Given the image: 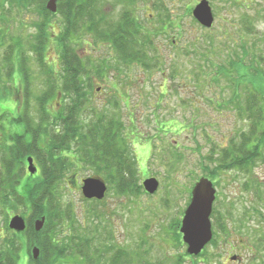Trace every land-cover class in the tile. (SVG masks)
Segmentation results:
<instances>
[{
    "label": "rangeland",
    "instance_id": "374dc122",
    "mask_svg": "<svg viewBox=\"0 0 264 264\" xmlns=\"http://www.w3.org/2000/svg\"><path fill=\"white\" fill-rule=\"evenodd\" d=\"M200 1H99L100 16H105L109 22L119 23L121 16L128 11L141 30L151 37L152 48H157L162 62L154 70L146 71L136 63L128 66L117 64L112 48L105 43H97L93 34L86 39L83 35L80 41L74 40L78 54L87 65L85 84L94 88L92 93L87 92L85 110L78 113L77 118L80 117V123L87 127L92 119V109L112 111V98H121L117 116L126 124L132 120L137 127L131 137L133 147L130 149L138 161L140 185L153 177L160 184L154 195L147 194L142 188L139 197H121L105 182L108 187L105 199L88 200L82 194V182L93 178L97 172L81 163L75 168V164L71 165L73 169L56 187L57 200L64 212L72 214L76 225L82 224L80 240L93 239L89 243L92 253L101 252V261L123 249L122 261L133 259V264H263L264 250L257 247L255 250L254 245L258 239H264V219H244L243 214L251 206L264 212V205L261 204L262 207L256 201L258 198L264 201V191L257 198L255 185L252 192L243 191V186L255 181L264 185V161L248 175L232 170L212 180L217 192L214 207L226 218L231 207L235 214V218L227 222V238L223 235L218 237L213 245H208L202 254L195 257L188 254V246L183 243L180 232L195 180L207 178L204 173L206 167L216 168L203 159L229 147L236 135L246 130L249 124L242 122L233 110L219 108L232 94L224 78L217 81L213 77L216 78L217 70L228 71L230 63H235L238 76L252 78L250 70L254 72L260 67L256 62L250 65L252 59L256 61L259 57L264 60V0H207L215 19L210 30L201 27L191 14L190 10ZM23 2L16 0L6 5L2 10L4 21L0 22V156L4 141L13 133L22 131L21 127L12 125V120L24 111V71L27 69L30 75L34 96L39 97L47 91L41 63L31 48L38 34V25L45 21L42 15L45 0H28L26 5ZM245 20L250 24H244ZM170 21L174 23L173 27L163 31V26ZM63 24L60 15L49 19L51 41L45 60L57 78L61 77L63 70L56 37ZM246 28L257 34H248ZM14 45L15 52L16 46H21L18 53L25 55L23 64L27 68L18 64L22 57L11 52ZM244 50L247 56L242 54ZM92 61L101 65L110 63L112 69L104 70L106 77L100 79L92 73ZM9 75L13 78L8 79ZM63 100L58 96L50 102L49 112L53 116H58L59 109L70 101L69 97L65 99L69 100L66 103ZM31 102L34 108L38 107L33 99ZM35 117L37 119V115ZM176 155L182 157L181 161L177 162ZM27 167L28 162L25 177L28 175ZM72 174L76 175L69 177ZM24 209L13 210L9 222L15 216H22ZM30 214L31 211L28 212ZM238 219H243V229ZM92 221L100 228L95 236L94 230L91 235L86 233L95 228ZM3 222L4 217L0 214L1 234ZM173 222L175 228L171 229ZM67 225L69 223L65 222L64 229ZM104 227L112 237L104 234ZM178 233L181 237L175 241L174 234ZM234 255L238 257L236 261L232 260ZM94 258V262L100 261L98 257Z\"/></svg>",
    "mask_w": 264,
    "mask_h": 264
},
{
    "label": "trees",
    "instance_id": "16d2710c",
    "mask_svg": "<svg viewBox=\"0 0 264 264\" xmlns=\"http://www.w3.org/2000/svg\"><path fill=\"white\" fill-rule=\"evenodd\" d=\"M14 1L16 0H0V22L4 21L2 10ZM23 1L24 4L28 2V0ZM99 1L61 0L58 3L56 14L64 20L60 34L56 37L63 70L60 78L55 76V71L45 60L46 50L51 41V34L48 31L49 19L57 15L51 14L46 9L47 0L42 6L45 21L38 25V34L31 48L36 53V59L41 63L47 91L39 97L34 96L31 93L30 75L27 69L24 71L26 79L23 96L24 111L18 113V116L12 120V125L21 127L22 131L13 133L8 140L5 139L0 156V214L4 217L2 224L4 231L0 233V264H133V259L122 261L125 253L123 249L113 253L105 261L100 259L103 256L99 258L101 252L94 250L95 252L92 253L89 243L93 239L80 240L81 232L83 234L82 224L77 222L80 225H76V222L72 221L74 218L72 214L61 209L55 193L58 190L56 187L73 169L71 165L75 164V168L79 167L80 163L95 170L97 175L93 177L110 184L113 192L118 196L139 197L142 193L138 161L130 149V146L133 147L131 137L135 135L137 127L131 119L129 124H126L117 116L116 111L120 108L121 98L116 96L112 98L110 101V105L113 106L112 111L105 109L100 112L98 109H92V119L90 118L91 122L87 127H83V123H80V117L77 118L78 113H83L85 110L87 92L92 93L94 88L91 84L87 86L85 84L87 65L78 54L74 40L80 41L83 35L86 39L89 34H93L97 43H105L112 48L117 64L128 66L136 63L144 70L150 71L158 68L162 62L157 48H152L151 37L141 30L136 19L128 11L121 16L119 23L109 22L105 16H100L98 13ZM246 22L250 24L248 20H245L244 24ZM173 25L174 23L170 21L168 25L163 26V31ZM246 31L248 34L253 33L250 28H246ZM1 32L0 30V39ZM11 49L15 54L20 51L21 46H16V52L15 45ZM242 54L247 56L248 53L244 50ZM19 55L22 59L18 60V64L22 65L26 58L22 52L18 53ZM88 61L90 62V59ZM251 62L250 65H254L255 62L260 65L254 72L250 70L252 78L238 76L235 63H230L228 71L217 70L216 78L213 77L217 81L218 78H224L223 81L228 82L232 94L228 101L218 105L219 108L233 110L242 122L247 121L249 124L246 130L236 135L229 147L219 151V154L215 151L203 159L216 166L215 169L211 167L204 169L205 177L211 180L218 179L220 174L232 170L248 175L264 161V64H261L264 60L258 57L256 61L252 59ZM24 66L27 68V65ZM92 68V73L103 79L106 77L104 70L112 69V65L107 62L101 65L92 61ZM12 78V75L8 76V79ZM58 96H61L62 100L69 97L70 101L65 100L63 103L69 101L64 105L73 107L65 117L66 130H72L66 137L60 132L59 123L65 113L64 107L59 109L58 116L61 117H55L49 112L50 102ZM32 99L38 107L34 108ZM52 121L55 123L53 124ZM215 155L217 156L214 157ZM30 157L36 160L39 171L34 176L25 177V166ZM176 157L177 162L181 161L180 155ZM74 175L76 174L69 177ZM252 187L256 188L257 198L258 194L264 191V185L259 181L251 182L250 185L244 184L243 191L252 192ZM190 199L191 196L189 202ZM256 201L260 202V206L264 205L262 199L258 198ZM22 207H25L22 216L27 218V228L24 232L17 233L9 229L8 222L10 213ZM29 211H31L30 216ZM228 212L229 214H225L226 218L214 207L212 214L214 237L209 245H213L222 235L228 237L227 222L235 218L232 207ZM243 216L244 219L249 220L264 219V212L251 206L245 209ZM42 217L46 218V223L44 228L37 232L34 222ZM65 222L69 225L64 229ZM238 222L243 229V219H238ZM92 223L94 224V221ZM94 227L86 233L91 235L94 230V236L97 235L100 228L95 224ZM170 228H175L174 222ZM104 232L109 238L112 237L106 228ZM179 237H181L179 233L174 234L175 241H179ZM257 244L254 245V249L257 247L264 250V239H258ZM34 247L40 249L38 260L32 257ZM93 254L100 261L94 262L96 258ZM24 255L26 261L23 260ZM262 263L264 264V260Z\"/></svg>",
    "mask_w": 264,
    "mask_h": 264
},
{
    "label": "water",
    "instance_id": "95a60500",
    "mask_svg": "<svg viewBox=\"0 0 264 264\" xmlns=\"http://www.w3.org/2000/svg\"><path fill=\"white\" fill-rule=\"evenodd\" d=\"M61 0H48L47 10L51 13L57 12L58 2ZM193 17L204 28L211 29L214 24V14L210 3L202 0L193 10ZM28 171L31 175L37 172L33 158H28ZM159 181L156 178H149L143 182L145 191L154 195L159 189ZM108 187L106 183L99 178H87L83 181L82 193L88 200L102 201L105 199ZM216 199V189L213 183L207 178H201L193 187L191 193V202L187 207L182 219L180 232L183 236V242L188 246L187 252L191 256L200 255L205 247L213 239L211 214ZM46 223V218L42 217L35 221V230L40 232ZM27 223L22 216H15L9 223V228L15 232H24ZM32 257L38 260L40 249H32ZM232 260L236 261L237 257Z\"/></svg>",
    "mask_w": 264,
    "mask_h": 264
},
{
    "label": "flooded vegetation",
    "instance_id": "af4514ba",
    "mask_svg": "<svg viewBox=\"0 0 264 264\" xmlns=\"http://www.w3.org/2000/svg\"><path fill=\"white\" fill-rule=\"evenodd\" d=\"M239 1V0H238ZM43 23V22H42ZM73 107L71 105H66L64 106V111H65V114L62 118V120L59 122L60 123V129H61V133L63 134V137H66L68 135H70L69 133L72 132V130H66V125H65V117L67 116L66 113L69 114V111L72 109ZM67 110V111H66ZM68 133V134H67ZM73 158V156H71Z\"/></svg>",
    "mask_w": 264,
    "mask_h": 264
}]
</instances>
